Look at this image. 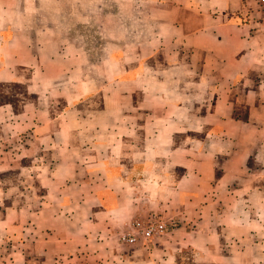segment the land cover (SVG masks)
I'll list each match as a JSON object with an SVG mask.
<instances>
[{"label":"crops","instance_id":"0c3cea01","mask_svg":"<svg viewBox=\"0 0 264 264\" xmlns=\"http://www.w3.org/2000/svg\"><path fill=\"white\" fill-rule=\"evenodd\" d=\"M86 5L0 0V264H264L259 0L153 2L89 69L51 28Z\"/></svg>","mask_w":264,"mask_h":264},{"label":"rangeland","instance_id":"374dc122","mask_svg":"<svg viewBox=\"0 0 264 264\" xmlns=\"http://www.w3.org/2000/svg\"><path fill=\"white\" fill-rule=\"evenodd\" d=\"M156 1L158 0H132V5L128 6L125 4L126 0H118L121 5L125 4L126 6L117 7L112 0H87L86 9L81 8H83V11L85 9L88 22L81 25L64 20L53 23L51 28L59 30V34L62 32L69 33V36H55L53 38L54 43L61 51H63V48L69 49V52L67 50L63 53L68 56L69 62L67 64L69 66H77L80 61H86V69H89L90 64L104 59L108 55L106 51L112 49V47L125 46L128 39L133 41V34L137 29L136 25L141 24L137 20L149 8L152 9V3ZM129 3L131 4V1ZM68 9L72 15L79 14L78 5L62 6L59 11L62 10L65 13ZM40 26H42L41 23ZM150 28H153L152 23ZM128 34L130 35L126 37ZM16 88L18 87L14 86L11 89Z\"/></svg>","mask_w":264,"mask_h":264},{"label":"built area","instance_id":"2783aa9c","mask_svg":"<svg viewBox=\"0 0 264 264\" xmlns=\"http://www.w3.org/2000/svg\"><path fill=\"white\" fill-rule=\"evenodd\" d=\"M264 10V0H259ZM165 231V224L153 218L135 220L129 225V231L118 235V241L124 245H135L148 242L154 237L161 236Z\"/></svg>","mask_w":264,"mask_h":264}]
</instances>
